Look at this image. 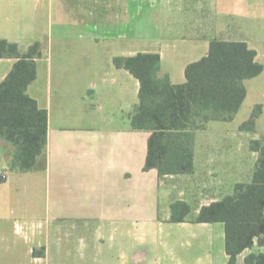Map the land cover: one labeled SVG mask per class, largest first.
<instances>
[{"label": "crops", "instance_id": "crops-1", "mask_svg": "<svg viewBox=\"0 0 264 264\" xmlns=\"http://www.w3.org/2000/svg\"><path fill=\"white\" fill-rule=\"evenodd\" d=\"M0 40L22 53L41 44L26 93L48 113L44 170H12L11 147L0 141V174L7 175L0 185V264L228 263L224 224H176L178 238L155 251L149 233L136 237V229L170 223L175 201L198 213L234 193L240 183L225 179L245 170L230 162H240L247 138L240 126L250 117L227 128L246 104L248 83L264 72L244 82L246 98L233 121L194 133L193 173L160 178L156 169L144 170L151 133L132 125L140 83L114 59L159 54L158 76L174 85L186 83L187 66L206 57L213 41L246 43L264 66V0H0ZM15 63L0 59V84ZM209 181L216 182L211 192ZM179 182L191 185L178 190ZM258 253L264 247L255 242L238 264Z\"/></svg>", "mask_w": 264, "mask_h": 264}, {"label": "trees", "instance_id": "trees-1", "mask_svg": "<svg viewBox=\"0 0 264 264\" xmlns=\"http://www.w3.org/2000/svg\"><path fill=\"white\" fill-rule=\"evenodd\" d=\"M256 56L246 43L213 41L206 57L187 66L182 85L172 84L168 75L158 76L159 54L114 59L116 68L129 71L140 83L132 125L151 133L145 171L156 169L160 178L193 173L194 133L212 121L234 120L246 98L244 82L264 72ZM41 58L40 43L22 53L17 44L0 40V59L16 60L0 84V141L11 147V169L22 173L46 167L48 113L26 93ZM262 112L263 106L256 105L240 131L255 133ZM250 150L258 154L251 181L237 184L233 194L198 213L184 201L170 206V223L224 224L227 264H238V256L255 242L264 247V143L252 140ZM6 180V173L0 174V185ZM244 264H264V254H250Z\"/></svg>", "mask_w": 264, "mask_h": 264}, {"label": "rangeland", "instance_id": "rangeland-1", "mask_svg": "<svg viewBox=\"0 0 264 264\" xmlns=\"http://www.w3.org/2000/svg\"><path fill=\"white\" fill-rule=\"evenodd\" d=\"M248 88V98L246 101L245 106L243 107L241 113L239 114L238 118L236 121L231 122L228 126V130L232 131V129L234 127L237 128V125L240 124L242 122L243 119L247 120L250 117V110H253L255 105L257 104H261L263 106V110H264V74L261 75L260 77L250 81L247 85ZM246 146L245 149L241 146V153H240V162L238 161V157L236 159H232L231 160V165H239L242 168H245L244 172L241 171L240 175L238 177H236V175H233V173L231 174L230 177L226 178L225 180L228 183H231L232 181L234 182H239V183H248L251 181V177H252V173L254 171L255 168V164L257 162L258 156L253 153L250 150V146H251V141L252 140H260L264 143V113L263 115L260 116L257 127H256V132L255 133H246ZM199 179H190V183L192 184H198ZM207 182V181H206ZM216 183L214 181H209V186H206V188H209L208 190L211 192L213 191V187L212 184ZM168 184H173V183H166L164 182V185L168 186ZM203 184L206 183H202L199 184L201 185V187H205L203 186ZM191 184H189L188 182H179L176 183V187H178V190H182V189H186L188 190V188L190 187ZM165 203V202H164ZM164 206V205H163ZM162 216H165L168 214L167 209H163V211L161 212ZM14 219L17 220H26L27 217H25L24 215H17L15 216ZM218 227V226H217ZM221 227V226H219ZM145 229V231L147 233H149L150 235V239H151V247L150 250H154L156 249V244L162 242L165 244H172V240L178 238V225L176 224H165L163 226H161L159 223L157 222H152L149 225H145V226H140L138 227V230L136 229V237L142 234V230ZM11 232L10 230L8 231V233ZM188 244V243H186ZM176 253L178 254V251H176ZM181 256V255H180ZM215 256H216V261L217 259V240H216V249H215ZM183 258V257H181ZM183 260L185 262V264L188 263H192V260H194V258H184V259H180ZM127 264H132V262L127 263Z\"/></svg>", "mask_w": 264, "mask_h": 264}]
</instances>
